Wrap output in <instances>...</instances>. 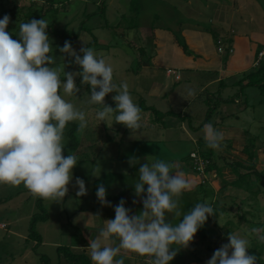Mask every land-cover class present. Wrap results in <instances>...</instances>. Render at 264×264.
Segmentation results:
<instances>
[{
    "label": "rangeland",
    "instance_id": "obj_1",
    "mask_svg": "<svg viewBox=\"0 0 264 264\" xmlns=\"http://www.w3.org/2000/svg\"><path fill=\"white\" fill-rule=\"evenodd\" d=\"M31 1L0 0V18L5 15L3 12H11L8 14L11 17L7 29L9 32L18 34L19 23L29 21V19L23 20L24 14L29 11L37 12L41 15L40 19L48 20L51 29L66 28L77 32L80 28H84L80 31L73 47L79 51L85 42L97 55L108 59L114 68V81L117 84L127 82L134 102L138 105L143 102L146 106L159 111L162 117L151 112H141L142 128L134 133L121 124L114 123L109 128L95 118L94 113L99 106L85 103L87 95L84 94L87 91L77 77L76 83L81 88L77 94L78 98L73 96L66 99L87 112L88 127L83 132L79 131L76 136L83 142L75 152L80 161L73 169V182L69 185L68 195L62 203L42 201L41 208L49 214V219L37 222L35 226L42 241L34 250L32 249L34 242H27L26 237L32 214L42 213L40 207L36 205L37 198L33 197L23 184L16 187L0 185V200L12 196L10 200L0 202V264H39L40 255L46 256L50 264L58 262L67 264L63 260L64 257L58 254L57 247H69L85 240L88 242L91 237L95 238L100 228L104 226L103 220L115 216L112 207L102 206L100 202L98 210L95 209L97 196L94 181L107 173L111 175L112 180L107 195L111 197L124 189L132 188L123 199L126 201V207L138 212L142 205L132 203L133 199H136L132 185L138 179L139 165L129 164V160L134 157L139 158L141 162L151 163L155 160L174 162L177 167L173 172L180 169L193 185L201 181L191 171L190 163H186L184 158L188 154L190 157L193 156V151L199 148V141L205 140L202 129L208 105L212 108L217 107L216 111L209 113V119L215 128L224 133L222 149L214 150L216 162L221 164V158L225 157L227 162L241 158L242 162L248 164L242 152L244 139L255 137L256 151L252 162L255 164V170L264 169V101H262L264 97L260 95L257 87L238 86L241 85L240 74L226 77V80L220 84L213 81L216 72L210 69L209 72H205L206 74L193 72V76L188 81L185 80V77L189 76L188 71L173 70L174 68L166 70L156 65L166 63L169 55L165 56L166 59L163 58V62H160L162 57L148 60L149 57L154 58L158 52L159 44L154 40L157 31L174 37L180 36V30L189 26L207 29L209 33H213L217 38L216 50L221 46L224 52H227L231 46L228 36L234 39L238 33H240L238 35L248 33L253 42L264 44V0H56L58 3L52 8L44 0H33L35 1L32 2L33 4ZM219 17H221L220 22L217 21ZM48 32H51L50 28ZM129 33L133 34L131 38ZM48 34L53 41L54 55L57 58L53 67L60 70L63 77L65 64L59 59L61 53L56 47L60 39L54 37L52 33ZM162 42L166 44L165 40ZM190 51L192 53L190 56L193 58L196 52ZM165 52V54L170 53ZM233 53L234 50L229 54ZM172 56L173 53L169 60H172ZM168 70L176 74L180 73L181 81L179 78L177 81L171 73H166ZM65 71L77 70L74 67L69 69L66 63ZM202 86L205 88L199 91ZM188 87L195 90V96H187ZM241 89H244L243 94L240 93ZM113 95L115 93L106 96L105 102L114 103ZM233 97L247 104L230 102ZM90 143L93 146L95 144L96 149H100L95 162L89 159L95 152L94 147L92 149L89 147ZM203 147L205 146L203 145L201 149ZM201 161L198 160V163L201 164ZM94 172L99 177L94 176ZM222 174L224 179L215 177L214 171L200 177L207 180L215 190L218 205L230 210V212L226 210L230 220L237 222L235 214L242 211H237L235 208V202L239 203V200L246 201V204H242L245 211L264 208V192H260L256 200H251L247 192L236 188L224 187L217 191L224 180L233 178L227 168H224ZM75 177L85 180L87 195L76 196L77 189L73 187ZM262 187L264 186L259 188ZM204 189L210 192L207 186ZM198 198L193 191L185 192L181 197L183 210L187 211L186 205L189 203L196 204ZM209 198L212 197L208 193L203 202L208 203ZM107 200L110 198L107 197ZM111 203L116 205L119 202ZM260 214V221H264V212ZM220 218L217 219V228L211 220L203 227L207 240H201L197 233L190 247L181 249L171 264H205L214 250L228 243L227 237L217 234V230L222 234L227 230L223 227L225 215ZM179 219L172 214L168 216V220L173 224L178 223ZM238 224L237 228L232 227V232L248 239L250 237L247 233L252 234L253 238H259V233L252 232L246 223ZM86 251L87 248L82 249L85 254ZM121 258L124 259L125 264H149L150 261L147 256L141 257L123 251Z\"/></svg>",
    "mask_w": 264,
    "mask_h": 264
},
{
    "label": "clouds",
    "instance_id": "obj_2",
    "mask_svg": "<svg viewBox=\"0 0 264 264\" xmlns=\"http://www.w3.org/2000/svg\"><path fill=\"white\" fill-rule=\"evenodd\" d=\"M10 22L8 14L0 18V185L23 184L33 197L62 203L73 182V169L79 162V157L71 151L64 155L67 126L77 123L80 132L88 127L87 112L66 99L77 97L81 91L76 78H81V85L89 86L84 94L87 95L85 103L99 106L95 118L109 128L115 123L132 133L138 132L142 128V109L134 102L127 82L114 81V68L109 60L97 55L84 41L79 51L68 40L62 47L56 46L65 67L66 61L79 69L65 71L64 67L62 79L60 70L53 67L57 58L48 34V20L19 23L18 39H13V33L7 30ZM132 35L129 33L130 38ZM173 75L179 77L176 73ZM110 93H115L112 96L115 107L105 102ZM195 95V90L188 87L187 96ZM202 131L208 148L222 149L223 131L212 123H205ZM129 164L139 165L138 179L132 185L136 197L132 203H140L142 208L133 212L123 198L112 205L107 200L106 187L99 184L97 199L102 206L112 207L115 216L103 220L104 226L88 241L87 254L92 264H125L122 251L147 256L149 264H171L181 249L190 247L209 217L218 213L207 202H197L187 211L183 210L181 197L192 191L194 185L182 171L173 172L177 167L174 162L149 163L134 157ZM93 175L99 177L95 172ZM73 187L77 189V197L88 194L85 180L80 177H75ZM169 214L180 218L179 222L171 223ZM260 231L252 229V232ZM260 239L264 242V236ZM227 240L205 264L264 261V256L249 253L248 238L230 232Z\"/></svg>",
    "mask_w": 264,
    "mask_h": 264
},
{
    "label": "trees",
    "instance_id": "obj_3",
    "mask_svg": "<svg viewBox=\"0 0 264 264\" xmlns=\"http://www.w3.org/2000/svg\"><path fill=\"white\" fill-rule=\"evenodd\" d=\"M35 2V1H31ZM44 2L49 6V7H54L58 1L56 0H44ZM136 2V1H135ZM33 4V3H32ZM31 4V5H32ZM30 8V7H29ZM28 8V9H29ZM56 10V8H55ZM4 14H9L11 12L5 11L3 12ZM15 13V12H14ZM25 19H40L41 15H39L37 12H28L26 14H24ZM16 17V16H13ZM49 28L51 30V32L48 33H52L54 37L59 38L60 39V43H57L58 46L62 47L64 42L66 40L71 41L72 45L74 46V42L75 40L78 38V35L80 33L81 30H83L84 28H80L79 31L77 32H72L70 30H67L66 28L63 29H51L50 25ZM176 44L183 50L184 53L189 54L188 48L182 38V36H174ZM13 39H18V37L13 33ZM217 39V38H216ZM95 42V40H94ZM264 49V45H260L255 53L254 56V60L257 59L258 53ZM151 57L148 58V60H150ZM70 59V58H69ZM67 63V62H66ZM69 69H72L73 67L76 68V70L78 71V67L74 64L69 65L68 64ZM62 79L64 77H61ZM78 79H81L80 77H78ZM243 80H247L246 82V87L248 86H254L257 87L260 91V95L262 97H264V55H262V57L259 59L258 63L256 66H253V68L250 70L249 73H246L243 76ZM86 91H89V86L84 85ZM240 93L243 94V89H241ZM247 99V98H246ZM229 100V99H228ZM230 102H234V97L232 99L229 100ZM264 101V100H262ZM107 104L115 107V104L112 102H106ZM241 104H245V102L241 103ZM247 104V103H246ZM208 109L206 112V118L203 124L205 123H211L210 119H209V113L211 111H216L217 107H211L210 105H208ZM139 107L142 109V112H151L152 114L156 115V116H161L162 114L155 110L154 108L150 107V106H146L143 102L142 104L139 105ZM153 116H151L152 118ZM228 117V116H227ZM224 119V117H222ZM162 122V120H161ZM213 124V123H212ZM214 126V124H213ZM78 125L76 123H69V125L67 126L65 135L67 140V143L65 145V149H64V155H68L69 152L71 151L72 153H75L78 148L81 145V142H83L82 140H80L78 137H76L79 133V131H77ZM246 131V130H245ZM245 144L243 145L242 148V152L243 154L246 156V161L248 162V164L244 163L241 161V158L235 159L233 161L227 162L225 157L221 158V164L216 162V159H214V150L211 148H208L206 146V142L205 140H200L199 141V148H196L194 152V157H190V154H188L185 158L184 161L187 163H190V168L191 171L194 173V175H196V177H199V179H201V181H199L197 184L194 185L193 187V192L195 195H197L199 198L196 200V202H201L203 203L204 198H206V195L209 193L210 197L209 198V202L214 209L217 211V215L213 216V217H209L208 221L211 220V222H214V227L217 228L218 222L217 219L220 218L221 216L225 215V221L224 223V229H227L223 234L221 233V231L217 230V234L218 236H223L224 238L228 236V234L231 231L232 227H236L239 225L238 223L244 222L247 224V226L251 229L254 228H258L261 229L262 231L258 232V237L259 238H253L252 234L250 235L248 234L249 240H250V248L248 249L250 254H255L257 257H261L264 256V242L261 241L260 237L264 236V221H260V213L264 212V208H260L258 210L253 209L249 210V211H245L242 208V204H246L244 200H239V203L235 202V208L237 209V211H240L239 214H235L237 217V222H235V220L228 218L229 214L226 212L230 210L225 209L222 206L218 205V201L216 200V192L215 190L209 185V183L207 182V180H204L203 174H208L212 171L215 172V177H218V179L223 178V170L224 168L229 169V171L232 173L233 178H231L230 180H224L223 183L221 184V186L219 187V190H222L224 187H230V188H236L239 190H242L244 192H247L249 194V199L251 200H256L257 196L260 194V192H264V187H262V189H260V186H264V169L262 170H255V164H253L252 160L254 161L255 159V153L254 151H256V144H255V137L253 138H247L244 139ZM205 146L202 148V146ZM89 147H91V149L94 147L95 148V152L92 153V157H90V161L95 162V160L97 159L100 149H96L95 144L94 146L90 143ZM202 160V167H199L195 161L198 160ZM80 161V160H79ZM222 162H224L222 164ZM251 163V164H250ZM244 170H246L244 172ZM178 171H180V169H178ZM202 176V177H200ZM222 176V177H221ZM224 179V178H223ZM111 175L109 173L102 175L100 178H98L96 181H94V190L96 192L97 190V186L99 184H104V186L106 187V189L108 190V187H110L111 184ZM208 187L210 188V192L206 191L204 189V187ZM132 188H127L124 189L123 191H121L119 194H116L114 196H108V198H110L109 201L111 202H119L121 198L124 197V195ZM12 196H9L8 198L2 199L0 200V202H5L7 200H10ZM43 199L37 198L36 199V205L37 207L41 209L42 213H34L31 216V220L29 222L30 227H29V233H27V237H26V241L27 242H34V244L32 245V249L35 250V248L41 244V236L38 234V232L35 229V226L37 224V222L40 221H46L49 219V214H46V212L41 208V203H42ZM206 202V201H204ZM99 205V201L97 199V205L95 206V209L98 210V206ZM142 205V204H141ZM194 204H187L186 208L187 210L190 209ZM38 214V215H37ZM249 217V218H247ZM227 218V219H226ZM222 220V218H220ZM219 220V219H218ZM207 221V222H208ZM251 231V230H249ZM198 234L200 235L201 240H207V238L205 237V232L203 230V228H201L198 231ZM85 242H87L85 240ZM210 250V249H209ZM57 252L58 254H60V256L64 257V261L67 264H92L90 257L85 254L82 251H75L74 248H71V246L66 247V246H58L57 247ZM39 264H50L49 263V259L44 256V255H40L39 256ZM57 264H61V262H58ZM258 264H264V261H259L258 260Z\"/></svg>",
    "mask_w": 264,
    "mask_h": 264
},
{
    "label": "crops",
    "instance_id": "obj_4",
    "mask_svg": "<svg viewBox=\"0 0 264 264\" xmlns=\"http://www.w3.org/2000/svg\"><path fill=\"white\" fill-rule=\"evenodd\" d=\"M225 10H227V7ZM220 20L221 17H219L217 21L220 22ZM180 31H181L180 35L182 36L188 48L189 54L183 52V50L176 44L175 38L170 34L162 33L159 31L155 33L157 39L156 36H154L155 37L154 40L156 43L159 44V46H158V52L155 54V57L154 58L151 57V58L159 59L160 57H162L160 59V62H163V58L166 59L168 55L170 57L171 53H173V56L171 57L172 60H169L168 57V61L166 63L163 64L157 63L156 65H158V67L166 68V70L169 68L172 69L174 68L173 70L175 69L186 70L188 71L189 76L187 75L188 77H185V80L188 81L189 78L193 76V72L197 71V72L205 73L207 71L209 72L210 69L216 72V77L215 80L213 78V81L218 82L220 84H222L226 80V77H230V76L234 77V75L240 74L241 85L238 86L242 87L246 85L247 80H243V76L248 72V70L253 68L252 64L254 63V56L256 50L260 45H264V44L262 43L257 44L253 42L251 40V35L250 36L247 35L248 33L246 34L243 33L242 35H238L240 34L238 33L235 35L234 39L233 37H229L230 35L228 36L229 38L228 42L231 45L230 47L233 48L234 53L229 54L228 52H224V48L222 47L223 52L219 54L216 50L217 46L215 45L216 37H214L215 35L213 33H209L207 29H201L200 27L195 28L189 26L187 28L184 27ZM162 40H165L166 44L163 43ZM189 49L193 50V52H196L193 58L190 56L192 53ZM165 51H169L170 53L165 54L166 53ZM199 58H201V60H199ZM179 74L180 73H178V75ZM181 79L182 78H180V81ZM221 86L223 87V85ZM204 88L205 86H202L199 91H203ZM225 88L228 87L225 86ZM234 102H239V104L242 103V101H240L239 98H237L236 100L234 99ZM87 245L88 242L83 241V242H78L76 245H70V246L71 248L74 247L75 251L77 250L82 251V249L84 250L87 247Z\"/></svg>",
    "mask_w": 264,
    "mask_h": 264
},
{
    "label": "built area",
    "instance_id": "obj_5",
    "mask_svg": "<svg viewBox=\"0 0 264 264\" xmlns=\"http://www.w3.org/2000/svg\"><path fill=\"white\" fill-rule=\"evenodd\" d=\"M219 45H220V44H219ZM222 50H223V49H222L221 46L218 47V49H217V51H218L219 53H221ZM232 51H233V50H232L231 48L228 49V52H229V53H232ZM262 55H264V49H262V50L258 53L257 59H256V61H255V64L258 63V61H259V59L262 57ZM167 73H171L172 75L175 74V73H174L173 71H171V70H168ZM175 78L178 79L179 77L176 75ZM192 157H194V154H193ZM199 160H200V159H199ZM195 163H196L199 167H202V161H201V164H199L198 161H195Z\"/></svg>",
    "mask_w": 264,
    "mask_h": 264
}]
</instances>
